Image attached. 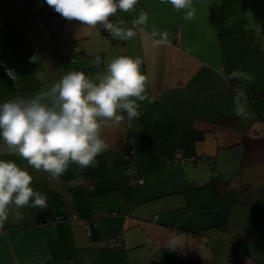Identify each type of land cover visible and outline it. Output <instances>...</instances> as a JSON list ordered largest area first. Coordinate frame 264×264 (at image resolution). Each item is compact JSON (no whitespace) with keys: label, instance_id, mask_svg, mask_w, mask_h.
Segmentation results:
<instances>
[{"label":"crops","instance_id":"crops-1","mask_svg":"<svg viewBox=\"0 0 264 264\" xmlns=\"http://www.w3.org/2000/svg\"><path fill=\"white\" fill-rule=\"evenodd\" d=\"M193 8L191 21L161 0L118 9L124 28L141 11L148 16L124 41L63 18L46 0H0V20L48 15L0 28V103L34 96L70 71L94 78L96 56L139 57L151 81L148 99L136 101L139 118L124 114L103 130L109 147L95 167L70 163L54 179L0 140V159L28 168L48 204L9 212L0 264H264V0H193ZM165 31L168 42L158 44ZM130 166L142 185L130 183ZM94 210L106 216L89 230L66 221L91 222ZM118 237L122 247L110 243Z\"/></svg>","mask_w":264,"mask_h":264},{"label":"clouds","instance_id":"clouds-1","mask_svg":"<svg viewBox=\"0 0 264 264\" xmlns=\"http://www.w3.org/2000/svg\"><path fill=\"white\" fill-rule=\"evenodd\" d=\"M46 3L65 19L92 27L100 25L114 38L124 41L135 37L134 29L142 31L141 26L148 21L143 11L129 28L110 20L118 9L132 11L138 0H46ZM161 3H170L177 11L184 10L185 21L194 19L193 0H161ZM168 38L166 31L159 33L157 43L165 44ZM94 63H104V69L94 78L82 71H70L34 96H17L0 103V140L8 153L54 179L61 177L70 163L82 168L96 166V157L109 147L103 130L123 123L124 114L129 123L139 118L136 101L148 99L146 90L151 81L141 71L144 61L139 57L121 55L103 62L96 56ZM233 75L251 79L245 73ZM32 181L28 168L14 160L0 159V229L12 210L25 207L47 210L46 196L34 190Z\"/></svg>","mask_w":264,"mask_h":264},{"label":"built area","instance_id":"built-area-1","mask_svg":"<svg viewBox=\"0 0 264 264\" xmlns=\"http://www.w3.org/2000/svg\"><path fill=\"white\" fill-rule=\"evenodd\" d=\"M36 18H48V15H43L41 12H30L28 13L25 17L23 18H16L15 20H13L14 24H20V25H25L30 19H36ZM110 20H112V22L114 24H117V25H121V24H128L127 21L125 20H118V19H115L113 17H110ZM131 25V27L133 26V23L129 24ZM104 33L106 35V37L110 36L111 34H109L108 32H106L104 30ZM180 38V32L177 34V39L179 40ZM101 60L103 62H105L102 58ZM101 69V71L104 69V63H101L100 65H98ZM6 72L8 73V75L17 83L18 82V76L15 72V70L13 68H7L6 69ZM234 93L236 95H241V96H247L245 93H242V92H239V91H234ZM134 153V150L130 149L127 151V154L126 156L129 158H131L132 154ZM176 159L177 160H181V161H191V162H196V161H200V160H206V159H209L207 158L206 156H200L198 158H192V157H189V156H184L182 155L181 153H178L176 155ZM211 160V159H210ZM126 173L129 175V180H130V183H132L134 186H140L144 183V178L142 176H138V175H135V170H134V166H130L127 168V171ZM84 185L87 189H93V183L89 180H85L84 181ZM106 216V213L105 212H100L98 210H94L92 216L90 217L91 219V223L90 220L88 218H80V216H78L77 214H72L70 216L67 217L66 221H72L74 219H81L84 224H85V227L89 230L90 229V226L92 224H97L101 218L105 217ZM49 218H46L45 220H47ZM110 243H112L113 245L115 246H118V247H122V237H118V238H114L113 240L110 241Z\"/></svg>","mask_w":264,"mask_h":264},{"label":"trees","instance_id":"trees-1","mask_svg":"<svg viewBox=\"0 0 264 264\" xmlns=\"http://www.w3.org/2000/svg\"><path fill=\"white\" fill-rule=\"evenodd\" d=\"M14 24L13 22V19H3V20H0V28H4V27H7L9 25H12ZM42 220H45V217L41 218Z\"/></svg>","mask_w":264,"mask_h":264}]
</instances>
